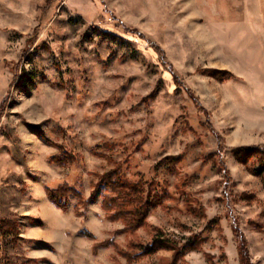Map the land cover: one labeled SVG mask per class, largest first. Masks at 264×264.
<instances>
[{"label": "rangeland", "instance_id": "1", "mask_svg": "<svg viewBox=\"0 0 264 264\" xmlns=\"http://www.w3.org/2000/svg\"><path fill=\"white\" fill-rule=\"evenodd\" d=\"M243 146L264 151V0H0V264H170L159 234L197 235L186 264H243V238L264 264Z\"/></svg>", "mask_w": 264, "mask_h": 264}, {"label": "trees", "instance_id": "2", "mask_svg": "<svg viewBox=\"0 0 264 264\" xmlns=\"http://www.w3.org/2000/svg\"><path fill=\"white\" fill-rule=\"evenodd\" d=\"M112 18L115 20L116 17L112 14ZM121 26V25H120ZM134 32V34L144 40H147L151 46L160 53L161 60L164 61L165 58L163 57V50L156 44L154 41L148 40L144 35H142L139 31L131 30ZM219 153L222 154L223 152V146L221 144V141L219 143ZM235 154L246 164L248 162V158L256 156L258 160L259 166L257 168H254L252 171L259 176H261L262 181L264 183V151L260 149L258 146H243L239 147L235 150ZM118 169H114L111 172H108L104 175L103 180L106 181V184L108 187L111 188L113 192L120 193L121 204L119 205L126 208L127 210L122 212V214L129 215L130 217H133L135 215L139 216V222L141 224L142 220L145 218L146 215V205L144 204L143 199V192L140 190L139 183H130L128 179H121L119 177L118 180H115L113 177L117 174ZM69 189L66 187L62 188L60 190V193H56V191L48 189V196L51 199V201L59 208L66 209V204L61 200L62 195L67 194ZM113 201H117V199L112 198ZM134 215V216H133ZM138 222V223H139ZM195 235L193 238H190L184 245L179 246L176 242L171 241L170 239H167L163 237L162 235H157L153 242L145 247V252H154L161 248H170L175 251L174 258L170 264H186L185 261L180 262V259L184 254L190 250H194L199 248V240L196 239ZM241 257L243 264H252L251 260L249 258V251L247 248V243L245 238L241 241Z\"/></svg>", "mask_w": 264, "mask_h": 264}]
</instances>
